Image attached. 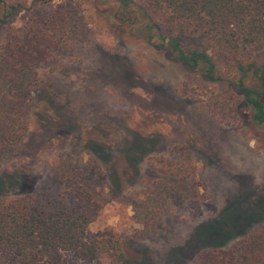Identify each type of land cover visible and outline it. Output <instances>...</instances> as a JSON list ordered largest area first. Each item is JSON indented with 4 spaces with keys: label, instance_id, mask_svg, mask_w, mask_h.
I'll use <instances>...</instances> for the list:
<instances>
[{
    "label": "rangeland",
    "instance_id": "374dc122",
    "mask_svg": "<svg viewBox=\"0 0 264 264\" xmlns=\"http://www.w3.org/2000/svg\"><path fill=\"white\" fill-rule=\"evenodd\" d=\"M99 1H7L19 6L0 43L58 5L76 17L80 40L71 58L29 71L36 85L21 87V121L0 176L17 172L43 199L66 191L85 213L86 237L122 244L120 264H191L210 242L229 248L264 222L263 130L222 104L225 82L115 31ZM249 58L263 60L264 47ZM209 223L211 236L198 235ZM0 264L11 257L0 253Z\"/></svg>",
    "mask_w": 264,
    "mask_h": 264
},
{
    "label": "trees",
    "instance_id": "16d2710c",
    "mask_svg": "<svg viewBox=\"0 0 264 264\" xmlns=\"http://www.w3.org/2000/svg\"><path fill=\"white\" fill-rule=\"evenodd\" d=\"M0 0V27L18 2ZM45 5L52 0H37ZM115 31L142 39L170 60L209 82L223 81L229 90L221 102L264 132V59L249 53L264 47V0H100ZM103 15V14H102ZM103 15V16H104ZM76 17L61 5L30 15L19 33L0 43V163L13 147L14 127L21 121L24 92L35 88L29 71L72 57L80 40ZM239 120V121H240ZM263 144H264V135ZM17 172L0 176V253L12 264H120L123 246L117 239L86 237L85 213L59 191L43 199L23 187ZM15 187V194L4 190ZM217 222L214 220L213 223ZM213 223L199 226L210 237ZM210 233V234H209ZM216 241L198 252L191 264H264V222L229 248ZM145 261L146 255L142 252Z\"/></svg>",
    "mask_w": 264,
    "mask_h": 264
}]
</instances>
